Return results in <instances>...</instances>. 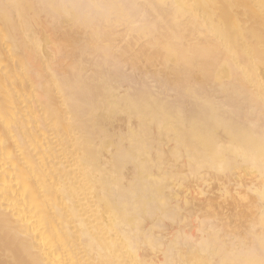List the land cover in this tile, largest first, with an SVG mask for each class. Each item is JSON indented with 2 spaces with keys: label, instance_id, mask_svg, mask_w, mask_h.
Here are the masks:
<instances>
[{
  "label": "bare ground",
  "instance_id": "6f19581e",
  "mask_svg": "<svg viewBox=\"0 0 264 264\" xmlns=\"http://www.w3.org/2000/svg\"><path fill=\"white\" fill-rule=\"evenodd\" d=\"M117 28L167 68L152 87L108 53ZM0 52V264H264V194L236 183L200 203L192 238L175 186L178 164L197 179L239 160L264 179V0H0ZM120 115L115 149L145 191L102 157Z\"/></svg>",
  "mask_w": 264,
  "mask_h": 264
},
{
  "label": "rangeland",
  "instance_id": "374dc122",
  "mask_svg": "<svg viewBox=\"0 0 264 264\" xmlns=\"http://www.w3.org/2000/svg\"><path fill=\"white\" fill-rule=\"evenodd\" d=\"M6 1H10V0H6ZM9 19H11L12 21H13V23H15V19H16V14H14V12H12V13H10L9 14ZM15 32L17 33V32H19V33H17V36H22L23 34L21 33V31H18V29L17 30H15ZM21 33V34H20ZM126 33V34H125ZM18 34H20V35H18ZM129 34V35H128ZM126 35V36H125ZM112 37H113V39H114V45L113 46H111V48H109L108 49V53L109 54H111V55H113V57L115 58V60L118 62V63H122V64H124V63H126V65L131 61V62H134L135 64H136V66H134V68H129V67H126L125 65H124V76L125 77H127L128 78V80L129 81H140V79H141V76L143 75V73L142 72H144L145 71V73L148 75V76H146L147 78H146V81L148 82V84L152 87L154 84H156V81H157V77L160 75V74H162V73H164L166 70H167V68H165V67H163L162 65H160L161 64V62L159 63V61L157 62V60L156 61H149V62H147L146 63V61H144V60H139V62L137 61V58L140 56V54L143 52V50L145 49V51H144V53H145V55L147 54V55H149V54H151L152 52H151V49H149V48H147V45L146 44H144V43H147V40L146 39H144L145 40V42H144V40H139V39H137L136 38V35H135V33L133 34V33H127V32H124V29H122V28H117L114 32H113V34H112ZM135 38V39H134ZM144 46V49H143V46ZM145 45H146V47H145ZM111 49V50H110ZM143 49V50H142ZM141 51V52H140ZM151 52V53H150ZM0 54H1V52H0ZM143 61V63H140V62H142ZM152 62V63H151ZM156 64H155V63ZM147 65H146V64ZM148 63H149V66H148ZM159 63V64H158ZM152 64V65H151ZM136 67H137V69H136ZM126 68V69H125ZM141 73H140V72ZM128 73V74H127ZM131 76V77H130ZM153 76V77H152ZM155 76H156V78H155ZM136 78V79H135ZM138 79V80H137ZM151 79V81H149ZM155 79H156V81H155ZM128 80H122V82H123V87L122 88H124V89H122L123 91H121L120 92V94L122 93H126V89H127V87H128V84L130 83H128ZM127 82V83H126ZM247 85H249V84H247ZM256 90H254V93H256L257 92V95H256V100H254V102L255 101H257V103L259 104V103H262L263 102V98L261 97V96H259L258 95V93H259V91L261 90V88H255ZM121 94V95H122ZM172 94H174V93H172L171 92V94L169 93V101L170 100H174V95H172ZM124 95V94H123ZM170 97H172L171 99H170ZM120 120V121H119ZM124 120V117L122 116V115H120L119 116V118H118V116H117V119L116 120H114L115 122H113V124L110 126V131H112L113 132V134H112V137H111V141L114 143V145H113V147H111V149H110V151H108V150H106L104 153H102V157L105 159V158H110V157H112V158H116L117 159V161L119 162V166H117L118 168H117V170H118V172L120 173V175H121V179L123 180V183H124V185H126V186H131L132 188H138L139 190H142V191H145L148 187H144L141 183H140V181L136 178V170H135V168H134V166L132 165V162L130 161V159L128 158V157H126V156H119L118 154H117V152H116V149H115V147H123V145H124V140H123V137H124V123H125V121H123ZM118 121V122H117ZM114 123H116V124H114ZM124 124V125H123ZM113 126V127H112ZM117 127V128H116ZM118 129H119V131H118ZM123 132V133H122ZM239 163V164H238ZM241 164V165H240ZM184 166H180L179 164L177 165V176L175 177V186H177L176 188H177V193L179 194V195H181V194H188V193H192V197H189V198H186V200H183V201H181V200H178V205H177V212L178 213H182V214H184V215H188V216H184V218H183V222H186V223H183V224H177V226L179 225V226H181V225H183L182 227H183V230H184V232H186L187 233V231H188V233H187V235H189L190 237H192V238H197L198 237V235L200 236V233H199V231L197 230V225H199L200 224V221L199 220H201L200 219V217H201V212H202V209H203V205H201V204H207V202H208V204L207 205H214V204H212L211 203V201L213 202L214 200H216V201H214L213 203H217V204H220L221 202L223 203V201L226 199V197H227V193L230 191H234L233 190V188L235 189V187L234 186H236V183H241V185L242 186H245L246 188V190L248 189L250 192H248L249 194H250V196H251V198H252V200L254 199L253 197H255V199H256V197H257V195H259V194H264V179H263V176H262V174L260 175V173H258V172H254V173H249L248 171H246L245 170V168H244V165L238 160L236 163H235V166H234V168H231L230 170H228V172L226 171V173H225V171H217V172H213V174H212V172H210V173H208L209 171L208 170H206V172H204L205 170H202V172H201V174L200 175H202V177H200V178H202V179H200V178H197L196 179V177L193 175H191V172H190V170L188 169V167L187 168H183ZM236 167V168H235ZM240 167H242V169H240ZM189 170V171H185V170ZM185 171V172H184ZM182 172V173H181ZM187 172H188V175H187ZM190 172V173H189ZM221 172V173H220ZM186 173V174H185ZM206 173H208V175L206 174ZM220 174V175H218V177H221V175H222V177L221 178H218V177H216L217 175H215V174ZM184 174V175H183ZM209 174H211V176L209 175ZM223 174H224V176H223ZM257 174V175H256ZM206 176V178H205V176ZM255 175V176H254ZM188 176V177H187ZM192 176V177H191ZM209 176V178L211 179H209V178H207ZM193 177H195V179L193 178ZM260 178H262L261 179V181H260ZM193 179V180H192ZM199 179V180H198ZM204 179V180H203ZM201 180H203V181H201ZM205 180H207L206 181V183H205ZM216 180V181H215ZM255 180V181H254ZM257 180H259V181H257ZM262 180H263V185H261L260 186V183L262 182ZM190 181V182H189ZM193 181V182H192ZM194 181L195 182H197V183H194ZM203 182V184L201 183V182ZM209 181V182H208ZM254 181V182H253ZM199 182V183H198ZM208 182V183H207ZM229 182H230V184H229ZM252 182V186L250 185V183ZM257 184H259V185H257ZM259 182V183H258ZM189 183V184H188ZM192 183V184H191ZM201 183V184H200ZM218 183H219V185H218ZM221 183V184H220ZM254 183V184H253ZM194 184V185H193ZM256 184V185H255ZM186 185L188 186L187 187V189H185L186 188ZM191 185V186H190ZM185 186V187H184ZM195 187V188H193V187ZM248 186V187H247ZM258 186V187H257ZM260 186V187H259ZM263 186V188H261ZM159 187V186H158ZM190 187L192 188V190L190 189ZM223 187V188H222ZM243 189H244V187H242ZM253 188V189H252ZM256 188V189H255ZM190 189V190H189ZM213 189V190H212ZM226 189H227V191L228 192H226ZM228 189H230V190H228ZM181 190V191H180ZM185 190H187V191H185ZM252 190V191H251ZM256 190V191H255ZM179 191V192H178ZM182 191H184V192H182ZM257 192H259V193H257ZM225 193V194H224ZM256 193V194H255ZM133 194H134V191H128V194L127 195H129V196H133ZM135 195V194H134ZM196 195H198V196H196ZM225 195V196H224ZM196 196V197H195ZM224 196V197H223ZM194 197V198H193ZM197 198V199H196ZM190 199H192V200H190ZM195 199L197 200L196 201V203H195ZM199 199V200H198ZM188 200V201H187ZM190 200V201H189ZM203 200H204V202H203ZM205 200H206V202H205ZM223 200V201H222ZM219 201V202H218ZM221 201V202H220ZM181 202H182V204H181ZM185 204H184V203ZM190 202L191 203H193V205H198L199 207H200V209H199V207L198 206H196V208L198 207V209H191L190 211H187L188 210V206L190 205ZM210 202V203H209ZM201 203V204H200ZM184 204V205H183ZM205 204H204V206H205ZM181 205H182V207H184V209L185 210H183V211H181ZM201 206H202V208H201ZM221 206L222 207H224L225 208V205L223 206L222 204H221ZM223 208V209H224ZM199 210V211H198ZM186 211H187V213H186ZM193 211H198V215L197 216H195L197 213L196 212H193ZM225 211H227V209L225 208V210H224V212ZM185 212V213H184ZM188 212H190V213H188ZM194 215H193V214ZM187 217V218H186ZM189 217H193V218H189ZM195 217V218H194ZM197 217H198V219H197ZM167 219V218H166ZM166 219H164L163 221H162V224L160 225V226H158V227H156V230H161L163 227H166L167 226V224H168V227H172V228H174L173 226H175V224L173 223V221L172 220H170L169 218L166 220ZM185 219V220H184ZM189 219V220H188ZM170 220V221H169ZM195 220H197L196 222H195ZM172 221V222H171ZM187 221H188V223H187ZM189 222H190V224H189ZM215 222H216V224H217V219H215V221H214V219H212L211 221H210V225L209 226H211V228L212 227H214V225H216L215 224ZM136 224V221L135 220H133L132 222H131V224H130V226L132 227V226H134ZM186 226H188V227H186ZM188 224V225H187ZM194 225V227H193V225ZM171 225V226H170ZM185 226V227H184ZM192 226V227H191ZM196 227V228H195ZM167 228V227H166ZM190 228H192V229H190ZM194 228H195V230H196V232H195V230H194ZM213 229V228H212ZM215 229V228H214ZM186 230V231H185ZM190 230H191V232H190ZM215 231V233H217V235L220 233V230L219 229H215L214 230ZM214 231H209V235L211 236V234L214 232ZM193 232V233H192ZM219 232V233H218ZM198 233V234H197ZM191 234H192V236H191ZM193 234H196V235H193ZM208 234V233H207ZM221 234V233H220ZM197 236V237H196ZM220 237L222 238V237H224V238H222V240H223V249L221 250L222 252L221 253H224L225 251H227V250H233V248L235 249V248H237L236 247V245H235V243H236V239H235V237L233 236V238L231 237V236H221L220 235ZM231 237V238H230ZM235 240V242H233ZM226 241H227V243H226ZM225 242V243H224ZM229 242V243H228ZM234 244V245H233ZM228 245V246H227ZM229 247V248H228ZM227 249V250H226ZM122 253H124V254H126V252H125V249L124 248H122ZM221 253H220V255H221ZM218 255H219V253H218ZM218 255H216L215 256V258L214 259H216L217 258V256ZM255 256V254L254 253H252L251 254V258H253ZM121 257H122V255H120V259H121ZM186 258H183L181 261H179V262H177V264H186ZM125 264H129V263H125ZM132 264H133V262H132Z\"/></svg>",
  "mask_w": 264,
  "mask_h": 264
}]
</instances>
